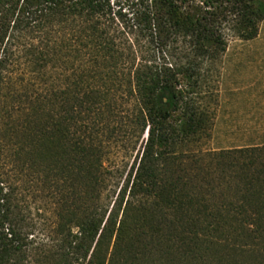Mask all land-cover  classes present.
I'll return each mask as SVG.
<instances>
[{"label":"trees","instance_id":"obj_1","mask_svg":"<svg viewBox=\"0 0 264 264\" xmlns=\"http://www.w3.org/2000/svg\"><path fill=\"white\" fill-rule=\"evenodd\" d=\"M263 20L264 0H0V264H264V128L202 147L199 101L227 36ZM117 117L141 151L103 204ZM20 176L57 197L34 253Z\"/></svg>","mask_w":264,"mask_h":264},{"label":"rangeland","instance_id":"obj_2","mask_svg":"<svg viewBox=\"0 0 264 264\" xmlns=\"http://www.w3.org/2000/svg\"><path fill=\"white\" fill-rule=\"evenodd\" d=\"M174 48L172 51L178 53L180 47ZM182 49L181 45L183 61ZM207 66L209 69H204L206 78L199 93V101L209 107L213 117L210 137L201 140L205 141L202 147L217 150L228 145L242 144L251 138L260 140L262 137L258 134L264 128V20L259 23L258 33L251 40L228 35L221 57ZM125 100L118 98V104L123 102V107L118 109H129L132 106L131 100L127 104ZM117 112L121 113L120 110ZM119 125L118 117L116 121L111 118L109 128L103 132L107 141L103 148L102 162L108 174L106 189L100 199L103 204L110 200L111 194L118 188L117 183L122 182L141 151V140L130 135L125 126ZM251 128H257V133H250ZM2 130L3 124L0 125V139L4 142ZM249 134H252L251 137ZM199 144L197 142L193 147ZM19 178L21 181L17 186L20 200L12 215L21 232L26 233V247L34 253L42 243L49 245L50 240L53 242L57 197L47 189H42L40 184L33 185L28 176ZM35 258L37 256L32 257V260Z\"/></svg>","mask_w":264,"mask_h":264}]
</instances>
